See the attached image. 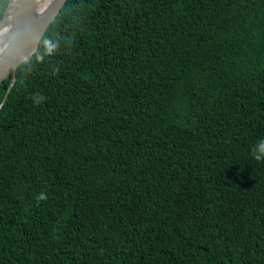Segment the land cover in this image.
<instances>
[{
	"label": "trees",
	"instance_id": "1",
	"mask_svg": "<svg viewBox=\"0 0 264 264\" xmlns=\"http://www.w3.org/2000/svg\"><path fill=\"white\" fill-rule=\"evenodd\" d=\"M10 83L0 264H264V0H67Z\"/></svg>",
	"mask_w": 264,
	"mask_h": 264
},
{
	"label": "water",
	"instance_id": "2",
	"mask_svg": "<svg viewBox=\"0 0 264 264\" xmlns=\"http://www.w3.org/2000/svg\"><path fill=\"white\" fill-rule=\"evenodd\" d=\"M66 1L45 0L43 4H38L35 0H9L0 19L1 28L8 20L7 16L12 15L8 25L9 32L0 51V82L11 76V83L3 101L17 69L23 62L29 61L38 50L43 34Z\"/></svg>",
	"mask_w": 264,
	"mask_h": 264
},
{
	"label": "clouds",
	"instance_id": "3",
	"mask_svg": "<svg viewBox=\"0 0 264 264\" xmlns=\"http://www.w3.org/2000/svg\"><path fill=\"white\" fill-rule=\"evenodd\" d=\"M44 97H37L36 102L39 103ZM253 158L257 161L264 160V139H261L257 142L255 148L253 149ZM39 199H46L42 194Z\"/></svg>",
	"mask_w": 264,
	"mask_h": 264
},
{
	"label": "bare ground",
	"instance_id": "4",
	"mask_svg": "<svg viewBox=\"0 0 264 264\" xmlns=\"http://www.w3.org/2000/svg\"><path fill=\"white\" fill-rule=\"evenodd\" d=\"M38 4H43L45 0H35ZM15 11V9H14ZM7 21L4 23V25L0 28V51L3 48V44L5 41V38L9 32V23L12 20V15L7 16ZM9 21V22H8Z\"/></svg>",
	"mask_w": 264,
	"mask_h": 264
}]
</instances>
